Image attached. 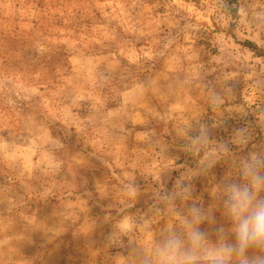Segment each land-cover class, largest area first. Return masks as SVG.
I'll return each instance as SVG.
<instances>
[{"label":"rangeland","instance_id":"obj_1","mask_svg":"<svg viewBox=\"0 0 264 264\" xmlns=\"http://www.w3.org/2000/svg\"><path fill=\"white\" fill-rule=\"evenodd\" d=\"M246 162L264 0H0V264H159L194 227L234 242Z\"/></svg>","mask_w":264,"mask_h":264},{"label":"clouds","instance_id":"obj_2","mask_svg":"<svg viewBox=\"0 0 264 264\" xmlns=\"http://www.w3.org/2000/svg\"><path fill=\"white\" fill-rule=\"evenodd\" d=\"M260 162L245 163L244 177H250V183L229 185V195L224 208L232 221L231 232L234 242H227L224 229H217L219 243L206 248V235L198 227L189 233L191 248L183 251L178 237H169L160 249L159 264H194L204 259L207 264H231L235 258L237 264H264V198L259 193L264 189V176L259 172ZM193 223L203 222L200 208H193ZM255 250L249 255V250ZM202 250V254H201Z\"/></svg>","mask_w":264,"mask_h":264},{"label":"trees","instance_id":"obj_3","mask_svg":"<svg viewBox=\"0 0 264 264\" xmlns=\"http://www.w3.org/2000/svg\"><path fill=\"white\" fill-rule=\"evenodd\" d=\"M248 46H250L253 50H256V47H254L253 45H251L250 43H247Z\"/></svg>","mask_w":264,"mask_h":264}]
</instances>
